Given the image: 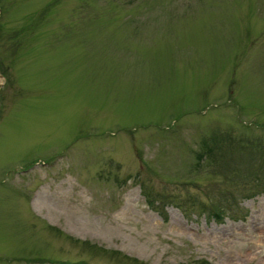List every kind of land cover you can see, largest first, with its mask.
I'll list each match as a JSON object with an SVG mask.
<instances>
[{"label":"rangeland","instance_id":"374dc122","mask_svg":"<svg viewBox=\"0 0 264 264\" xmlns=\"http://www.w3.org/2000/svg\"><path fill=\"white\" fill-rule=\"evenodd\" d=\"M57 262L264 264V0H0V264Z\"/></svg>","mask_w":264,"mask_h":264},{"label":"trees","instance_id":"16d2710c","mask_svg":"<svg viewBox=\"0 0 264 264\" xmlns=\"http://www.w3.org/2000/svg\"><path fill=\"white\" fill-rule=\"evenodd\" d=\"M215 210L216 211H221V208H219L218 206H214L213 211H215ZM216 211L214 213H216ZM55 264H70V263H68V262H57Z\"/></svg>","mask_w":264,"mask_h":264},{"label":"bare ground","instance_id":"6f19581e","mask_svg":"<svg viewBox=\"0 0 264 264\" xmlns=\"http://www.w3.org/2000/svg\"><path fill=\"white\" fill-rule=\"evenodd\" d=\"M66 215H67L68 220H69V221H72V219H71V215H72V214L67 213Z\"/></svg>","mask_w":264,"mask_h":264}]
</instances>
